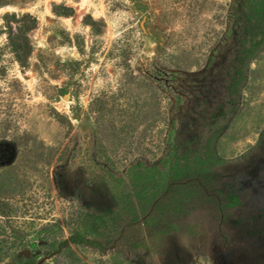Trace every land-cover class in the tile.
Masks as SVG:
<instances>
[{"label":"rangeland","instance_id":"1","mask_svg":"<svg viewBox=\"0 0 264 264\" xmlns=\"http://www.w3.org/2000/svg\"><path fill=\"white\" fill-rule=\"evenodd\" d=\"M252 2L0 0V264H264V172L236 212L166 184L182 151L238 188L264 170Z\"/></svg>","mask_w":264,"mask_h":264},{"label":"trees","instance_id":"2","mask_svg":"<svg viewBox=\"0 0 264 264\" xmlns=\"http://www.w3.org/2000/svg\"><path fill=\"white\" fill-rule=\"evenodd\" d=\"M253 2L250 3L249 5H247L249 8H253L256 6H259V2L256 4V0H252ZM255 1V2H254ZM17 47H15V51L17 52ZM232 49V47H231ZM18 55V53H17ZM229 56L227 55H220V62L218 64H221V62H226L228 61ZM18 59L19 61H21L20 56L18 55ZM206 76L209 77V73H205ZM209 80H215V76L213 75V77H209ZM215 82V81H214ZM226 82V81H225ZM229 82V81H227ZM208 83V82H207ZM206 83V84H207ZM216 83V82H215ZM208 85L210 86V83H208ZM219 88V87H218ZM210 89V88H209ZM218 90V89H217ZM215 89V84L212 83V88L209 90V94H214L216 91ZM178 150V146L176 148V151ZM184 152L183 156L178 157L180 159V162H182V167L184 168V170H182V168H180V163H179V159L177 157H174V163L171 164L167 171L169 172V174H167V182L166 184H168V181L170 179V186H172V184H174V178H177L179 176H181V173H185L183 175H187L186 173L189 172V176H186L188 178H190L191 180H205L207 183H209V197L215 201L216 203V207L219 209H222V211L224 209H228L231 211H237L238 208H242V205L245 204L248 199H251L253 196H255L257 193H261L259 190H257L255 188V185L258 186L260 185V172L263 173L264 170H262L260 167H253L250 169V175L252 176V179L249 181H243L242 185L245 188H238L237 184L234 181L233 175L232 177H229V175H227L226 173L221 172L220 170L216 169L215 166H212V164L209 161V168L204 165V160L202 157H200L199 155H197V153H195L192 158H190V155L187 151H182ZM191 161V162H189ZM189 170V171H185V170ZM178 172V175H177ZM180 174V175H179ZM229 179V181H228ZM176 182H180V179H176ZM165 184V185H166ZM193 184H178L176 185V188H182L179 190H184V193L188 192L191 190L190 186ZM236 187L238 189H236ZM154 188V186H153ZM145 191V187L144 184L142 182H139L138 184L135 183V196L137 195L139 199L142 200H147L148 197H144V196H140L141 193L144 194ZM163 193H166V190H162ZM245 191L244 195H242V193ZM174 191L171 190L168 192L167 195H165L166 198L170 199L172 198L171 196L173 195ZM245 200V201H244ZM230 214H228L227 216H229ZM259 217H250V220L255 223V225L251 228L248 224V232L250 237H248L249 239L254 238L255 240H257L259 238L260 241H263V245H264V227L262 225V223L258 222L260 221V219H258ZM250 227V228H249Z\"/></svg>","mask_w":264,"mask_h":264}]
</instances>
